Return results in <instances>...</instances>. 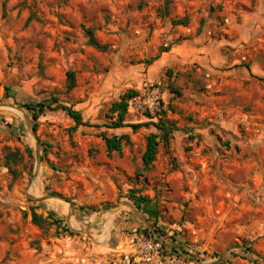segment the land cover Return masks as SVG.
<instances>
[{
	"label": "rangeland",
	"instance_id": "374dc122",
	"mask_svg": "<svg viewBox=\"0 0 264 264\" xmlns=\"http://www.w3.org/2000/svg\"><path fill=\"white\" fill-rule=\"evenodd\" d=\"M128 90L125 123L146 126L102 128ZM53 99L101 128L22 108ZM159 119L174 131L143 170ZM101 133L129 143L108 157ZM149 241L185 264H264V0H0V264H137Z\"/></svg>",
	"mask_w": 264,
	"mask_h": 264
},
{
	"label": "trees",
	"instance_id": "16d2710c",
	"mask_svg": "<svg viewBox=\"0 0 264 264\" xmlns=\"http://www.w3.org/2000/svg\"><path fill=\"white\" fill-rule=\"evenodd\" d=\"M172 24L176 26H180V25L183 26L186 24V21L185 20L173 21ZM85 34L88 38V43L90 46L99 50L105 49V47H101L97 43L92 31L86 30ZM166 52H168V49L162 51V53H166ZM151 63L152 61H148L146 64L150 65ZM66 77H67V90L70 91L74 88L73 73H67ZM173 93L179 96L178 92L173 91ZM138 96H139L138 92L134 90H128L122 96H120L118 101L112 103L105 115V119L107 123L103 125L102 128H105L106 130H120L123 128H129L134 133L138 129L146 126L143 124L127 125L125 123L129 109V103L132 100L138 98ZM52 103L56 105L54 109H50V105L49 104L45 105L44 103H40L36 105H30V104L23 105L22 108L26 109L28 112L31 113V118L34 123L36 122L38 116L40 114H43L44 109H48L50 111L61 110L62 112H64L67 115V117L71 119L72 122L74 123V127H73L74 130L77 129L78 127L96 128V129L101 128L100 126H92L89 125L88 123H84L79 112L74 111L71 108L58 105L56 99H53ZM153 126L156 129L157 133L150 134L146 139L145 151L141 157L143 170H148L150 168L152 163L155 161L158 145L160 143H163L164 146H167L169 138L172 132L174 131L173 127L169 123H164L161 121V119H159L158 123ZM33 128L36 131L37 128L36 124H34ZM99 138L104 143L105 151L108 157H110L113 153L120 154L123 145L129 143V138L127 135L108 137L105 135V133H101L99 135ZM129 193L130 195L128 199L133 201V205L137 210H140L142 203L145 204L146 206L147 201L140 197L136 198L133 194L135 193V191H130ZM31 222L34 225L40 226L45 222V220H42L40 217L32 213ZM53 223L56 224L57 226L59 225L57 222H53ZM64 232L70 236L75 235L69 229H64ZM144 233L150 235L147 229H144ZM161 247L162 249H165L164 245H161ZM173 253L176 254L175 251H173Z\"/></svg>",
	"mask_w": 264,
	"mask_h": 264
},
{
	"label": "water",
	"instance_id": "95a60500",
	"mask_svg": "<svg viewBox=\"0 0 264 264\" xmlns=\"http://www.w3.org/2000/svg\"><path fill=\"white\" fill-rule=\"evenodd\" d=\"M29 131H30V133H31V135H32V137L36 140V137H35V130H34V128L30 125L29 126ZM36 142H37V140H36ZM36 162H37V165H38V163H39V158H38V143H37V145H36ZM37 173H38V168L36 169V171H35V174H34V176H33V178H36V176H37ZM45 199H57V200H60V201H64L65 202V200H63L62 198H59V197H46ZM123 207H127L132 213H133V215L145 226V228L153 235V237L157 240V241H159L160 242V240H159V238L156 236V233L152 230V228H151V226L149 225V223L143 218V216L140 214V213H138V211L132 206V205H130V204H128V203H121V204H119L117 207H115V208H113V209H111V210H109V212L110 213H117V212H119ZM101 216H102V214H100L97 218H96V220L92 223V225L91 226H94L98 221H99V219L101 218ZM180 256L181 257H183L184 259H187V260H189V261H193V262H195V263H199V261H197L195 258H193V257H191L190 255H188L187 253H185V252H180ZM221 258H223V256L222 257H220V259ZM259 258V257H258ZM261 261H264V259H262V258H259Z\"/></svg>",
	"mask_w": 264,
	"mask_h": 264
},
{
	"label": "built area",
	"instance_id": "2783aa9c",
	"mask_svg": "<svg viewBox=\"0 0 264 264\" xmlns=\"http://www.w3.org/2000/svg\"><path fill=\"white\" fill-rule=\"evenodd\" d=\"M141 248L137 264H185L181 258L171 259L164 255L156 242H145Z\"/></svg>",
	"mask_w": 264,
	"mask_h": 264
},
{
	"label": "bare ground",
	"instance_id": "6f19581e",
	"mask_svg": "<svg viewBox=\"0 0 264 264\" xmlns=\"http://www.w3.org/2000/svg\"><path fill=\"white\" fill-rule=\"evenodd\" d=\"M54 200H56V199H54Z\"/></svg>",
	"mask_w": 264,
	"mask_h": 264
}]
</instances>
